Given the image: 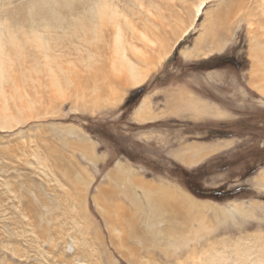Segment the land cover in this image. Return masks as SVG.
Wrapping results in <instances>:
<instances>
[{
	"label": "rangeland",
	"instance_id": "rangeland-1",
	"mask_svg": "<svg viewBox=\"0 0 264 264\" xmlns=\"http://www.w3.org/2000/svg\"><path fill=\"white\" fill-rule=\"evenodd\" d=\"M200 1L158 4L175 16L164 22L165 45ZM213 1L136 90L112 76L98 97L87 88L81 99L70 88L50 101L46 89L21 84L14 64L23 99L8 104L11 112L25 108V120L0 130V264H264V98L249 85L257 40L264 44V0ZM118 92L120 103H106ZM109 173L126 182L107 181ZM129 179L205 208L176 209L154 192L132 190ZM133 193L142 209L162 214L167 243L141 244L151 241L143 211L125 202ZM120 206L135 214L133 227L116 225Z\"/></svg>",
	"mask_w": 264,
	"mask_h": 264
},
{
	"label": "bare ground",
	"instance_id": "bare-ground-1",
	"mask_svg": "<svg viewBox=\"0 0 264 264\" xmlns=\"http://www.w3.org/2000/svg\"><path fill=\"white\" fill-rule=\"evenodd\" d=\"M159 1L127 0L126 4L121 6L118 0H0V130L10 129L12 131L16 125L24 123L21 120H25V116L23 117L25 108L23 110L15 105L13 108L15 112H11L8 104L11 100L12 103H15L17 100L23 99L21 93H18L19 76H16L17 74L14 72L16 65H18V70L20 69L21 84H31L37 86L38 89H46L50 101L56 100L57 97L65 98L66 91L70 88H73L75 92L79 90L80 93L76 92V97L80 96L81 99H84L83 91L87 88H91V94L98 97L101 95V89L107 86L103 84L107 78H112V76L115 80H121L124 85L120 82L119 84L126 89L136 90L142 87L154 71L155 65L164 61L163 59L169 56V50L177 47L191 33L207 5L213 0H201L198 4L196 3L197 5L192 6L191 22L181 31L172 47L165 45L164 29H166V25L164 22L168 20V17L175 16L169 9V16L166 17L161 9L157 8L158 4L164 6V0ZM151 9H154L155 13ZM176 19L174 20L176 21ZM261 44L263 43L257 40L259 54L256 56V64L251 70L249 85L255 93L264 98V44L263 47L260 46ZM216 48L218 47L216 46ZM156 50L159 51L157 58L152 54ZM192 54L193 52L189 48L182 52L185 58H189ZM194 54H197V51H194ZM155 61H157L156 64H153ZM15 63L17 64L14 66ZM99 71L102 72L101 77H99ZM7 86L12 89L10 94L7 93V90L5 91ZM17 95L20 96L17 98ZM35 95H39V93L36 91ZM123 95L124 93L119 94V92L114 95L112 93L106 103H120ZM27 108H30L29 105ZM199 160L198 156L189 161L188 165L192 166V163ZM117 169L120 175L126 171L121 165ZM118 176L115 177L109 173L107 181L115 179L126 182L123 177L119 176V178ZM128 182L130 185H127L132 190L142 189L143 194L154 192L161 198L173 201L176 209H185L188 213H198L199 210L205 208L204 204L201 205L188 196L151 187L140 179H129ZM102 193L103 191L99 189V194ZM125 195V202L134 207V212L141 213L143 211L142 221L148 229L151 242H146L145 239L143 242L140 239L141 244L145 247L149 245L157 248L164 241L167 243L168 240L164 237L166 230L161 227L165 222L162 214L152 210L153 207L142 209L140 205H137V200H140L141 196H137L135 193H133L134 196ZM154 203L156 204V202ZM199 204L203 207L196 206ZM120 207L116 208L119 210L118 213L112 214L115 218L119 216L117 220L115 219L118 221L116 225L122 226L124 222H129L133 227L132 220L135 218V214H131L129 209L126 211L123 206ZM239 210L242 215L243 211L241 208ZM22 212L20 211L22 217L27 219ZM127 216L128 219L124 218ZM45 228L42 227L41 230L46 232ZM113 232L115 234L118 230L114 228ZM113 232H111L112 235ZM191 232L193 231L191 230ZM44 236L46 238L45 234ZM45 240L49 244L52 243L51 238Z\"/></svg>",
	"mask_w": 264,
	"mask_h": 264
}]
</instances>
